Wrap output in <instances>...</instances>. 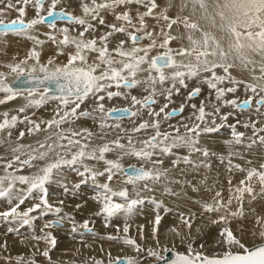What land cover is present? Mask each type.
Wrapping results in <instances>:
<instances>
[{
	"label": "snow or ice",
	"instance_id": "1",
	"mask_svg": "<svg viewBox=\"0 0 264 264\" xmlns=\"http://www.w3.org/2000/svg\"><path fill=\"white\" fill-rule=\"evenodd\" d=\"M81 14L75 15L67 11L65 7L57 10L63 0H16V7L9 3L8 8H16L18 17L5 22L0 19V35L14 33L25 36L27 39L41 45L44 41L30 35L29 30L38 25L46 24L53 32L46 33L48 39L56 43V56H66V62L58 63L54 58H49L46 63H41V53L35 47L28 51L24 59L17 63L7 64L10 73L15 74L13 87L7 83L6 74L0 72V93H4L0 104L23 97L27 102L18 109L19 113H25L29 108H40L49 102H56L50 119L36 122L27 115L23 118L19 115H11L5 111L0 113V133H7V137L0 136V146H6V151L11 157L0 156L5 175L0 176V197L7 198L9 207L0 211V218L5 222H15L20 226L31 225L38 217L32 215L39 213L43 217L49 213L58 218L48 221L43 228H52L60 225L64 220L72 222V232H79L81 236L85 232L95 235L94 229L89 226L90 221L85 219L77 225L74 217L62 212L61 207H54L48 200L47 184L52 182L54 175H60L65 169L76 173L82 179L73 185L79 189L81 184L91 181L95 190L91 197L99 205L95 216H102L105 227L110 226L109 221L118 215H123L128 220L137 205L144 202L143 192H152L155 186L164 185V191H169L168 184H179L182 181L173 177V170L184 169L180 165L191 166L196 170L209 166V158L217 153L210 148L201 146V138L209 134L219 132L225 126L229 114H221L220 104L231 106L241 112L255 105L256 113L264 116V0H212V14H208V0H181L179 5L181 12L189 4L192 13L200 12L211 21L213 28H217L223 35L217 37L210 31H204L200 25L192 21L189 16L171 17L167 11L156 10L159 8L157 0H77ZM32 5L35 10L34 18L25 20L26 7ZM47 4L46 13L45 6ZM136 5L143 11L137 10L133 15L131 6ZM175 6L174 0H170L167 7ZM124 9L117 11V9ZM0 11H3L0 9ZM101 13H111L115 20L120 22L107 24V32L99 36H89V33L98 31L100 26L106 24ZM151 17L157 24L163 21L159 32L153 27L149 30L146 18ZM217 17L219 23H217ZM67 21L68 25L57 28L59 21ZM183 25L186 36L172 35L173 26ZM167 28V31H165ZM77 32L72 35L71 32ZM59 33V38L55 34ZM199 32L200 37L195 38L193 33ZM115 34H122L125 38L119 39L115 46L110 47V39ZM187 39L188 45L181 44L177 48L170 45L175 40ZM150 41L141 44L142 41ZM226 40V46L224 41ZM71 51H66L67 49ZM156 52L155 55L152 53ZM259 57V59H255ZM34 61L30 66L29 61ZM246 70L251 75L253 82L237 79L232 75V69ZM222 70L223 74H218ZM258 71V75L256 74ZM199 80L215 92L216 105L213 111H207L206 104L201 101L199 106L191 104L193 109L189 122H181L180 125H169L170 130H161V115L164 120L173 118L178 113H183L185 105L179 108L168 109L165 103L159 110L153 105L157 103V97H163L170 102L173 93L179 94L181 88H187V81ZM232 85L222 87L225 83ZM243 85L247 98L240 100L233 95L232 99H226L227 94H235ZM143 89V95H133L132 91ZM201 92L200 87H194L187 93L186 99L191 101ZM252 95H247L248 93ZM258 99L254 100V97ZM121 98L128 104L124 107H106L105 101ZM91 101V107H83ZM209 103L211 101L209 100ZM146 112L150 119H143ZM219 115L222 123H217ZM133 122L130 129L122 126L123 119ZM82 119H91L99 128V132H93L87 127L76 128L74 125ZM139 121L136 123V121ZM114 121L115 123H109ZM264 122V121H261ZM18 123H26L27 135L46 133L43 140H37L36 145L16 143L12 146V130ZM240 123V121H237ZM258 121L249 120L244 123L245 128H251L252 135L247 137L245 133L237 131L236 124L227 125L231 128V138L222 141L226 155L221 152L220 159H228L230 171L245 173L237 184L233 185L231 179L228 183V198L225 201L222 191H216L211 202H200L202 211L200 215L218 214L212 219L213 225L227 223L229 218L243 217V201L247 195L252 200L256 199V186H259L260 194L264 195V162L259 167L241 168L240 165H231V158L240 155V149L251 150L259 143L264 146V127H257ZM68 125V127H65ZM183 128V132H181ZM106 130H118L123 137L117 135L115 139L105 140L108 135ZM149 130H151L149 132ZM145 133L144 137L138 134ZM25 131H19L17 140L25 137ZM105 141L97 144L95 140ZM126 139L127 143H123ZM183 148L186 155H177L174 150ZM116 153L115 159L107 158V154ZM25 158L22 159L21 157ZM175 156L171 160V169L163 167L165 158ZM132 157L140 161V166L135 164L125 168L122 161ZM96 161L103 163L101 169L86 163ZM251 163V161L249 162ZM19 166V167H17ZM35 169L31 174L18 175L16 172L24 169ZM9 169H13L9 172ZM118 186L113 182L121 178ZM99 178H105L100 182ZM25 186L19 191L16 185ZM130 186V187H129ZM65 192L69 189L64 188ZM38 200L29 207L21 210V205L27 199ZM15 201V202H13ZM238 205L232 211V204ZM155 203V201H153ZM63 204V201L60 202ZM160 207L159 204L156 205ZM81 204L76 208L80 209ZM168 211V209H165ZM224 214H220V213ZM161 216L157 214L152 228L154 239L158 235V227L161 224ZM180 221L188 229V237H191L192 228L196 221V213L185 216L180 213ZM259 225V236L264 240V216L256 217ZM119 230V229H118ZM9 232H19L18 228H9ZM176 236H180L179 229H171ZM200 232V229H196ZM123 232H129V225L125 223ZM41 235H33L32 239L44 241L52 248L56 246V238L52 232H44ZM256 232L253 231V235ZM140 235L143 239V226H140ZM224 245L222 252L211 256L203 252H193L192 245H187V252L173 251V258L168 264H264V242L248 246L237 238L230 227H224L220 231ZM108 240H122L125 245L132 246L138 253L142 251L140 244L127 235L114 236L108 234ZM158 242V241H157ZM183 243V239L181 240ZM169 249L164 248L163 251ZM49 248L42 252L44 257H49ZM109 264H117L120 257L111 259ZM147 256L156 260H163L160 252L151 248L147 250ZM50 258V257H49ZM22 258L17 257V264H21ZM124 264H138L132 257H124ZM28 264H35L29 261ZM102 264V261H95Z\"/></svg>",
	"mask_w": 264,
	"mask_h": 264
},
{
	"label": "bare ground",
	"instance_id": "2",
	"mask_svg": "<svg viewBox=\"0 0 264 264\" xmlns=\"http://www.w3.org/2000/svg\"><path fill=\"white\" fill-rule=\"evenodd\" d=\"M170 0H157L159 4V8L156 10L159 11H167V14L171 17H175L177 15L180 16H189L192 21L197 22L201 29L204 31H210L217 35V37L223 35L218 31L217 28H213L211 25V21L207 19L206 15L197 12L196 14L192 13L191 5L184 9L182 12L180 10V3L181 0H174V5L171 8H168L167 5ZM212 0H208L209 9L208 14H212L214 9L211 7ZM11 3L16 5V7H23L24 5L21 3L19 5L16 4V0H0V19H4L5 21H10L18 17L19 13L16 11V8H8L7 5ZM50 3V0H48ZM61 7H65L67 11L73 12L75 15H80L81 11L78 6L77 0H63V3L58 6L57 10ZM47 4L45 6L46 13ZM124 9H117V11H123ZM137 10L143 11L144 9L139 8V6L133 5L131 6V11L133 15ZM106 21L104 26H100L98 31L94 33H89V36H99L104 32H107L109 29L107 28V24L116 23L119 25L120 22L115 20V17L111 13H101ZM35 10L32 5H28L26 7V14L24 16L25 20L34 18ZM146 23L149 26V30H152L153 27L157 32L160 30V26L163 24V21L160 24H157L156 20L152 19L151 17L146 18ZM217 23H219L217 17ZM69 26L68 22L59 21L57 24V28ZM167 31V28H165ZM53 32V30L49 29L46 24L38 25L34 29L29 30V34L37 37V39L44 41L41 45H36L34 41L27 39L25 36L16 35L14 33H8L6 35H0V72H4L6 74L7 83L12 84L15 80V74L10 73V70L7 68V64L9 63H17L19 60L24 59L28 51L35 47L37 51L41 53L40 61L41 63H46L49 58H54L58 63L66 62V56H56V49L57 44L53 43L48 39L46 33ZM59 38V33H55ZM72 35H76L77 32H71ZM186 36V32L183 28V25L173 26L172 35L174 36ZM195 38L200 37L199 32L193 33ZM125 37L122 34H115L110 39V47L115 46L119 39H124ZM150 41L144 40L141 44H147ZM226 46V40L224 41ZM181 44L184 46L188 45L187 39L175 40L171 43L172 48H177ZM72 49H67L66 51H71ZM153 55L156 52L152 53ZM255 59H259V57H255ZM64 61V62H63ZM34 61H29L28 65L25 67L30 66ZM232 75L237 79H243L247 82H255L252 81L251 75L246 70L241 69H232L230 70ZM218 74H223L222 70H218ZM259 74L258 71L256 73ZM188 87L181 88L180 93L176 94L173 93L172 100L170 102L165 101L163 97H157V103L153 105L155 110H159L165 103H168V109L166 111H171L173 108H179V106L183 103L185 105L183 113H178L173 118L169 120H164L163 115H161V130H170L169 125H180L183 122H189V117L192 116L193 109L191 108V104H196L197 107L199 106L201 101H204L206 104L207 111H213V105H216L217 102L215 100V92L214 90H210L206 84L200 82L199 80L193 79L187 81ZM222 87H230L232 85L228 84L227 81ZM194 87H200L201 92L198 96L194 97L191 101L186 99L187 93L192 90ZM133 95L142 96L143 89H136L132 91ZM233 95L238 97L240 100H243L246 97L243 85H241L235 94H227L226 99H232ZM247 95H252V93H248ZM4 93H0V99H2ZM259 97H254L258 99ZM23 105L26 104V100L23 97H17L14 100L9 102L11 105L22 102ZM209 100L211 103H209ZM0 104V113L1 110L5 109V105L10 104ZM128 104V102L124 101L121 98H116L111 101L106 100L105 106L106 107H124ZM16 105V104H15ZM22 105V106H23ZM19 106V107H18ZM17 107L13 106L14 109L9 112L11 115H19L21 119L24 115H27L30 119L40 122L41 120L50 119L53 113L54 108L56 107V102H49L47 105L41 106L40 108H29L26 109L25 113H19L18 109L21 105ZM221 109V114H232L234 117L228 115L227 121H224V127H222L219 132L209 134L208 136H204L201 138V146H205L210 148L212 151L216 152L217 155L209 158L208 164L209 166L206 168H199V169H192L191 166H185L183 164L180 165V169H184V174L181 175L180 170H173L171 175L173 177L179 178L182 182L179 184L170 183L168 184L169 191H164V185L159 184L155 186V190L152 192H143L142 196L144 198V202L136 206L133 211V214L128 220H125L123 215H118L113 217L109 224L110 226L105 227V221L102 216H95L94 213L98 211L99 205L91 199L94 195L95 190L92 186L91 181L85 184H81L79 189H75L73 185L78 183L82 178L79 177L76 173L65 169L64 172L60 175H54L52 182L46 185L48 188V200L49 203L52 204L54 207H61L62 212L60 215H64L65 213L71 214L77 225L81 224L85 219L90 221L89 226L94 229L95 235L91 233L85 232L83 236L79 234V232L73 233L72 232V222L69 221L68 225H63L62 223L58 226L52 228L44 229L43 226L48 221H52L57 219L58 217L52 213H49L43 217H39L32 221L31 225H24L20 226L15 222H5L0 218V230H7L9 232V228H18L20 234L13 235L12 237H5L1 238L0 235V246L2 253H9L10 254H30L34 258V261H38L40 264H54L53 260L50 257H44L42 252L45 248L52 249H60L62 250V256L67 254L66 256L70 259V264H95V261L99 260L102 261V264H109V259L111 254V259L115 260V258L122 256V257H132L137 261L142 260L143 256H146L148 247L149 248H162L164 246L174 247L176 249H187V240H191L194 238V242H192V247H197L199 251H204L210 248L213 253L222 252L224 250V245L220 242L222 237L220 236V231L224 227H230L237 238L241 239V241L251 246L253 244H258L264 242L259 236V225L256 224V217L257 216H264V195L260 194L259 186H256V199L252 200L247 195L243 201V211L245 215L243 217H235L229 218L227 223H218L213 225L211 223L212 219L216 218L218 214H208L205 213L203 216L200 215L202 208L200 202H211L212 197L215 195L216 191H222V196L226 201L228 198V183L229 179L232 180L233 185L237 184L239 179L243 178L245 173L240 171H230V165L228 159H220V153L223 152L226 155V149H224L222 141L225 139L231 138V129L227 127V125L236 124L237 131L245 133V144L249 141L247 137L252 135L251 128H245L243 125L245 122L249 120H256L258 121L257 127H264V118H260V115L256 113L255 105L250 109H247L243 112L232 108L231 106L225 105H218ZM10 107V106H9ZM83 107L90 108L91 101L88 104H85ZM232 110V111H231ZM264 110V109H262ZM2 119V116H0ZM143 119H150L146 112L143 113ZM217 123H222L219 118V115L216 117ZM240 121V123H237ZM139 121L137 120L136 123ZM109 123H115L114 121H109ZM121 124L124 128L130 129L133 126V122L127 118L121 121ZM29 125L26 123H18L17 127L12 130V137L11 140L13 142L12 146H15L16 143L22 144H31L35 147L37 146V140H43L46 133H36L34 135H27V128ZM68 127V125H65ZM74 127H87L91 129L93 132H99L98 126L95 122L91 119H82L78 121ZM229 130V131H227ZM19 131H25V137L17 140ZM108 131V135L105 137V140H112L115 139L117 135L123 137V133H120L118 130H106ZM151 130H149L150 132ZM181 132H183V128H181ZM229 132V135L224 133ZM140 137H144L145 133L138 134ZM258 135H264V133H259ZM0 136L7 137V133H0ZM105 141L102 140H95V143L100 144ZM123 143H127L126 139H122ZM1 149V148H0ZM3 152L4 150H0ZM174 152L177 155H186L187 150L183 148L175 149ZM5 154V153H4ZM1 156V154H0ZM9 158V157H8ZM22 159L25 157L22 156ZM107 158L115 159L116 153L107 154ZM175 159V156L165 158V162L163 167L171 169V160ZM251 161V163H249ZM264 162V146H260L259 143L254 145L251 150H247L246 148L240 149V155L234 156L231 158V165H240L241 168H249V167H259V164ZM92 166L99 168L102 170L104 167L103 163H97L96 161H86ZM122 163L124 164L125 168L128 167L130 164H135L137 167L140 166V161H137L135 158L128 157L125 158ZM3 166V163H0ZM19 167V166H17ZM1 168V167H0ZM35 169H28L24 168L16 174L18 175H28L31 174ZM9 172H12L10 169ZM5 175L3 169H0V176ZM105 178H99L100 182H103ZM121 178H118L116 181L113 182V186H118ZM65 186L68 187L69 191L65 192ZM25 186L20 185L17 183L16 190L19 191L20 189L24 188ZM130 187V186H129ZM36 201V200H35ZM63 201V204L60 202ZM155 201V203L153 202ZM15 202V201H13ZM34 203V201H32ZM31 198L30 200L27 199L25 204L21 205V210L29 207L31 205ZM77 204H81L82 207L80 209L76 208ZM157 204L160 205L157 208ZM9 202L7 198L0 197V211L7 210L9 207ZM238 207L237 203L233 201L231 206L232 211H235ZM168 209V211H165ZM196 213V221L192 228L191 237H188V229L183 226L180 221V213H184L185 216L189 215L190 213ZM159 214L162 218L161 224L158 227V235L157 238L154 239L152 236V228L155 221V216ZM220 214H224L223 212ZM34 215V213L32 214ZM42 222V223H41ZM67 222V221H66ZM14 225H12V224ZM125 223L129 225V232L125 234L123 232V228ZM143 226V239L140 235V226ZM67 226V227H66ZM41 227V228H39ZM173 227L179 229L181 235L176 236L174 232L171 231ZM199 228L200 232H197L196 229ZM41 229L44 232H52L53 236L56 238V246L52 248L50 245L46 244L44 241H36L32 239L33 235H41ZM119 229V230H118ZM60 232L56 234V232ZM253 231L256 232L253 235ZM5 232V231H4ZM3 234V233H2ZM6 234V233H4ZM3 234V235H4ZM12 234V232H10ZM29 234V235H28ZM61 234V235H60ZM108 234L114 236H124L127 235L132 239H135L138 244L141 245L142 251L137 252L132 246L125 245L122 240H108L106 236ZM21 235V236H19ZM183 239V243L181 240ZM158 241V242H157ZM191 242V241H190ZM189 243V242H188ZM165 248V247H164ZM219 248V249H218ZM223 249V250H220ZM173 250V249H171ZM9 251V252H8ZM146 251V252H145ZM160 251V250H159ZM158 251V252H159ZM175 251V250H174ZM182 251V250H180ZM56 252V251H55ZM59 252V251H58ZM166 252V251H165ZM164 252V253H165ZM61 253V252H60ZM163 253V255H164ZM2 254V255H3ZM55 254L51 252V255ZM58 257L60 256L59 253ZM213 255V254H212ZM8 256V255H7ZM25 256V255H24ZM54 255H52L53 258ZM62 256L61 259H62ZM65 257V256H63ZM121 258V257H120ZM56 259V258H54ZM64 260V259H62ZM67 261V259H65ZM61 261V260H59ZM157 261V260H155ZM154 261V262H155ZM58 262V260H56ZM63 262V261H62ZM151 262V261H148ZM36 263V262H35ZM65 263V261H64ZM67 261V264H69ZM37 264V263H36ZM59 264V263H57ZM66 264V263H65Z\"/></svg>",
	"mask_w": 264,
	"mask_h": 264
},
{
	"label": "rangeland",
	"instance_id": "3",
	"mask_svg": "<svg viewBox=\"0 0 264 264\" xmlns=\"http://www.w3.org/2000/svg\"><path fill=\"white\" fill-rule=\"evenodd\" d=\"M5 22H8V21H5ZM64 62V61H63ZM22 102H18V103H15V104H10L9 102H11V101H9L8 102V104H10V105H5V109H3V110H1V112H5V111H7V112H11V110L12 109H14L13 108V106H15V107H17L18 105H23L22 103H23V100H21ZM5 104H7V103H5ZM10 106V107H9ZM19 107V106H18ZM170 111V110H169ZM232 111V110H231ZM262 111H264V110H262ZM229 114V113H228ZM233 114V113H232ZM231 113L229 114L230 116H232V117H234V115H232ZM179 115V114H178ZM264 118V116H261L260 115V118ZM231 129V128H230ZM227 131H229V130H227ZM224 134H226V135H229V132H226V133H224ZM34 143H36V142H34ZM33 143H31V145H32ZM25 145H28V144H25ZM0 150H4L3 152H1L0 151V154H1V156H4V157H11V153L10 152H8V151H6L5 149H6V146H0ZM5 153V154H4ZM0 169H3L4 170V168H3V166L0 164ZM11 171H13V169H10ZM30 200V199H29ZM32 201H34V203L35 202H38V200H34V199H31V203H33ZM34 215L35 216H37L38 217V215H39V213L37 212V213H34ZM67 221V222H66ZM42 223V222H41ZM12 224V223H11ZM15 224V223H14ZM14 224H12V225H14ZM62 224L63 225H68L69 224V221L68 220H64L63 222H62ZM67 227V226H66ZM39 228H41V227H39ZM5 231V232H4ZM7 230H0V235H1V238L2 237H5V235L7 236V238L8 237H12L13 235H15L16 233L15 232H12V234H10V232H6ZM56 232V231H55ZM4 233H6V234H3ZM60 232H56V234H59ZM17 234H20V232H18ZM16 234V235H17ZM29 235V234H28ZM61 235V234H60ZM19 236H21V235H19ZM191 241V242H190ZM189 242V243H188ZM192 242H194V238L193 239H189V240H187V242H186V244L188 245V244H192ZM165 248H167V246H164ZM164 247H162L161 249L160 248H156V247H154V248H152L153 250H155V251H159L160 253H161V255H163V253L165 252V251H163V249H164ZM197 247H199V246H195V248L194 247H192V249H193V252H196V251H199L198 250V248ZM148 249H149V247H148ZM167 249H173V250H175V251H180V250H182V251H180V252H187V249L185 250L184 248L183 249H176V248H174V247H168ZM219 249V248H218ZM220 250H223V249H220ZM56 251V252H55ZM59 251V252H58ZM9 252V251H8ZM51 252L53 253H55V254H52V255H54L53 256V258H52V255H51ZM61 252V253H60ZM146 252V251H145ZM200 252H203L204 254H206V255H209V256H211L212 254H215V253H213V251L212 250H210V248L209 249H207V250H204V251H200ZM56 253H59V255L60 256H62L61 254H62V250L60 251V249L58 250H56V249H51L50 250V257H51V259L54 261L53 263L54 264H57V263H59V264H67V261H68V263H69V261H70V259L66 256L67 254H64L63 256H65V257H63L62 256V259H64V260H62L61 259V257L59 256L58 257V254H56ZM3 253H2V250H1V246H0V264H17V257H21L22 258V262H21V264H28V262L29 261H34V258L32 257V256H30V254H21V253H19V254H16V253H12V254H10V252L9 253H4L3 255H2ZM8 255V256H7ZM146 256H147V253H146ZM119 257H122V256H119ZM127 257V256H126ZM46 258V257H45ZM54 258H56V259H54ZM65 259H67V261L65 260ZM56 260H58V262H56ZM59 260H61V261H59ZM156 259L155 258H153V257H144L143 256V259L142 260H139L138 261V264H151L152 262H154ZM63 261V262H62ZM64 261H65V263H64ZM148 261H151V262H148ZM37 264H40L39 263V260L38 261H35ZM35 263V264H36ZM70 264V263H69Z\"/></svg>",
	"mask_w": 264,
	"mask_h": 264
},
{
	"label": "water",
	"instance_id": "4",
	"mask_svg": "<svg viewBox=\"0 0 264 264\" xmlns=\"http://www.w3.org/2000/svg\"><path fill=\"white\" fill-rule=\"evenodd\" d=\"M11 85L13 87H18L19 86L18 84H14L13 82H12ZM173 251L174 250L169 249L168 251H166L164 253V255H163L164 259L163 260H157L155 262H152L151 264H168V261H170L173 258ZM123 258L124 257H121V259L117 262V264H124Z\"/></svg>",
	"mask_w": 264,
	"mask_h": 264
}]
</instances>
